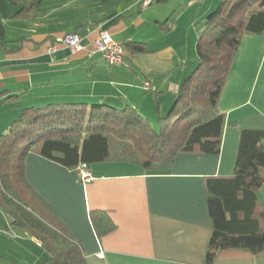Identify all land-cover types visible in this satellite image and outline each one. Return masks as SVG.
Returning <instances> with one entry per match:
<instances>
[{
    "label": "crops",
    "instance_id": "crops-1",
    "mask_svg": "<svg viewBox=\"0 0 264 264\" xmlns=\"http://www.w3.org/2000/svg\"><path fill=\"white\" fill-rule=\"evenodd\" d=\"M141 1L49 0L36 19L21 20L15 17L19 7L0 0V94L24 93L0 107H6L0 114V134L22 109L45 104L128 106L147 119L139 108L150 100L146 93L152 89L156 112L162 109L161 101L167 110L194 65L187 68L183 55L165 39L178 28V18L167 26L170 0H151L145 9H141ZM98 2L104 7H98ZM209 11L202 16L206 18ZM83 13L88 21L83 20ZM195 16L196 12L190 28L196 25ZM161 19L164 29L159 28ZM200 30L193 32L191 41L198 39ZM102 31L116 42L146 45L150 51L145 54L154 61L146 64L137 59L142 54H126V66L108 67L100 55L92 54V42ZM72 33L80 37L83 47L73 55L59 42ZM150 74L155 76V84ZM217 110L224 125L216 155L178 154L170 170L159 174L145 173L130 164L99 163L87 166L92 179L82 182L77 169L63 168L30 153L24 160L25 180L65 224L87 264H206L212 230L206 182L233 175L243 130H264V36L241 39ZM256 198L261 208L264 184L256 190ZM91 211L107 212L115 231L98 238L89 219ZM21 245L14 249L20 258L29 255L33 261L27 264H38L41 256L34 259ZM213 264H264V252L220 251Z\"/></svg>",
    "mask_w": 264,
    "mask_h": 264
},
{
    "label": "trees",
    "instance_id": "trees-1",
    "mask_svg": "<svg viewBox=\"0 0 264 264\" xmlns=\"http://www.w3.org/2000/svg\"><path fill=\"white\" fill-rule=\"evenodd\" d=\"M8 1L19 7L15 17L34 20L49 0ZM247 35L264 36V0H220L199 32L196 66L181 84L166 116L157 118L156 129L128 106L116 109L77 102L19 112L0 134V212L11 227L41 244L46 258L40 264L87 262L62 220L27 184L25 157L33 153L69 170L106 162L159 174L170 170L178 154H218L224 117L217 105L240 41ZM122 44L125 55L150 51L142 43ZM23 94L1 93L0 107ZM262 184L264 130L245 129L240 134L233 175L206 182L212 225L206 264H213L220 251L264 252V205L259 208L256 198ZM89 219L98 238L116 229L107 212L91 211Z\"/></svg>",
    "mask_w": 264,
    "mask_h": 264
},
{
    "label": "rangeland",
    "instance_id": "rangeland-1",
    "mask_svg": "<svg viewBox=\"0 0 264 264\" xmlns=\"http://www.w3.org/2000/svg\"><path fill=\"white\" fill-rule=\"evenodd\" d=\"M192 1H196V4H193ZM219 3H220V0H170L167 4V6H172L171 11L166 10L168 15H171V17L168 19L169 22H168L167 26L169 27L170 22L172 20H174V18H176V19L178 18L177 19L178 20V26H177L178 28L175 30L174 34L171 35L172 37H170L169 39L167 37L165 39L169 40L168 42H171L173 47L177 51H179L178 53L179 54L181 53V55H183L184 59L186 60L185 63L188 64L187 68H189L190 65H192V64L194 65L193 69L196 66V62H195L196 57H195L194 47H195V43L197 40L191 41L193 32L194 31L197 32L200 28L203 27V23L205 20V18H204L205 16H202L203 12L206 11L207 9L210 10L209 13L214 11ZM157 4L159 5V3H155L154 6H157ZM97 6L98 7H104V5L100 4L99 2L97 4ZM91 9L93 10V7L90 8L89 10H91ZM192 10H193V13H192ZM194 12H196V16L194 18L195 19L194 23L196 25L194 24L195 27L190 28V23H192ZM82 17H83V20L88 21V20H86L87 14L83 13ZM162 22H163V20L161 19L160 24H159L160 29H161V27H163ZM189 29H190V31H189ZM159 32H161L163 34V32L161 30ZM187 36H188V38H189V36H191L190 40H185V38ZM160 38H163V35H161ZM170 39H173V40H170ZM138 58H142L143 60H145L146 64H148V60L154 61V58L148 57V55H146V54L145 55H143V54L138 55L137 59ZM152 63H154V62H152ZM149 64H151V63H149ZM179 64H180V62H177V65H179ZM176 70H177V68L174 67L173 73H175ZM154 77L155 76L152 74L149 75V79H151V81L155 84L157 82V80ZM146 95L148 96V98H150V100L146 99V101L143 102V104H141L139 109H140V111H143L145 113V115L147 116V119H149V121L151 122L152 127L154 129H156L155 123H156L157 117H165L167 112L170 110L173 102L169 106V108L164 111L163 102L161 101L162 109L159 108V114H158L156 112V109H155L156 105L153 104L154 91L151 89L148 93H146ZM33 103H36V102L33 101ZM72 103H77V102H72ZM168 104H170V103H168ZM24 105L25 104H23V107H27ZM34 105H37V104H34ZM45 105H47V104H45ZM45 105H43V106H45ZM37 107H39V106H37ZM5 108L6 107L0 109V114H1V112H4L6 110ZM149 111H150V113H149ZM151 111L154 113H151ZM14 120H12V122ZM11 123L7 124V127H6L7 129ZM3 133H5V132H3ZM94 165H98V164H94ZM94 165H92V166H94ZM11 232L18 234L19 238L11 239V237H10ZM16 244H22L21 246H23L26 250H28L34 256V259H36V256L40 255L41 257L39 258L40 261L38 264H40L46 258L45 253L43 252L42 249H39V247H37L38 245L35 243V241L30 236L25 235L22 231L18 230L17 228L15 230L11 229L8 220L0 212V246H2L4 249V251H3L4 253L2 251H0V258H1L0 264H11V263L12 264H27V263H31L33 261L29 255H26L27 258H25L23 256V258L21 259L20 256L15 252L16 251L15 248H17ZM0 249H2V248H0ZM14 249H15V251H14Z\"/></svg>",
    "mask_w": 264,
    "mask_h": 264
},
{
    "label": "built area",
    "instance_id": "built-area-1",
    "mask_svg": "<svg viewBox=\"0 0 264 264\" xmlns=\"http://www.w3.org/2000/svg\"><path fill=\"white\" fill-rule=\"evenodd\" d=\"M151 0H142L140 3L141 9H145L151 4ZM59 42L66 48L72 55L76 54L83 50V47L81 45V39L78 35L75 34H68L62 37ZM92 54H98L100 55L106 65L108 67H121L126 66L124 61V50H123V44L121 42H116L110 38V36L102 31L99 33L98 38L92 42ZM145 90L149 88L148 84L144 85ZM80 178L82 182H88L90 181L91 175L88 171L87 166L80 165L77 168ZM11 239L18 238V235H16L14 232H11ZM35 243L38 245V247H41V244L37 241ZM101 254L98 255L100 257Z\"/></svg>",
    "mask_w": 264,
    "mask_h": 264
}]
</instances>
